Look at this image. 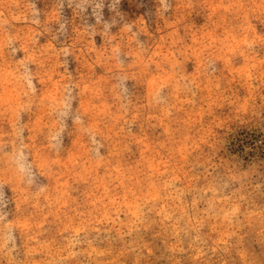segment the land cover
<instances>
[{"label":"rangeland","instance_id":"obj_1","mask_svg":"<svg viewBox=\"0 0 264 264\" xmlns=\"http://www.w3.org/2000/svg\"><path fill=\"white\" fill-rule=\"evenodd\" d=\"M0 264H264V0H0Z\"/></svg>","mask_w":264,"mask_h":264}]
</instances>
